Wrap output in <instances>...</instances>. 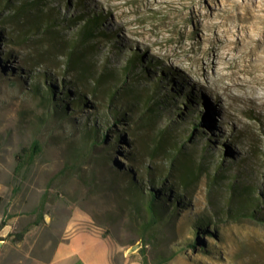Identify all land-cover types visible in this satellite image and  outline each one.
I'll return each mask as SVG.
<instances>
[{
    "label": "rangeland",
    "instance_id": "374dc122",
    "mask_svg": "<svg viewBox=\"0 0 264 264\" xmlns=\"http://www.w3.org/2000/svg\"><path fill=\"white\" fill-rule=\"evenodd\" d=\"M76 14L102 17L94 40L76 41ZM129 169L177 197L156 225ZM233 182L257 189L255 216L231 215ZM2 220L10 243L47 222L97 231L115 264H264V0H0Z\"/></svg>",
    "mask_w": 264,
    "mask_h": 264
},
{
    "label": "trees",
    "instance_id": "16d2710c",
    "mask_svg": "<svg viewBox=\"0 0 264 264\" xmlns=\"http://www.w3.org/2000/svg\"><path fill=\"white\" fill-rule=\"evenodd\" d=\"M74 19L77 21H82V24L79 26V28L77 29L76 34H75L76 35L75 36L76 41H78V42L82 41L84 43H88V42L94 40L97 37L98 33H100L99 27L102 24V17L101 16L94 14L91 18H85L84 16H82V14H76L74 16ZM44 21H46V20H44ZM42 27H43L42 30L44 33H47V34L49 33L52 35L55 34V32L53 31V27L50 24V21L47 20L46 22H44V24H42ZM50 39L52 40V46L54 48L59 47L60 49H62L64 51L63 54L66 57L67 65L69 68L72 69V71H74L77 66L83 65L82 57H79L78 54L76 53V46L77 45L70 46V44H68V42H63V43L59 42L58 43L56 40V34L53 35L52 37H50ZM68 47H70V48H68ZM74 77L76 79H79L78 75H76ZM49 89L51 92L57 93V91L55 90V87L53 85H50ZM31 91L37 97L46 98L44 101H45V103H47V96L43 92L40 83L32 85ZM130 95L134 96L135 101H136V99L139 101L141 98L139 96V94H137V95L136 94H130ZM110 97L112 98L114 96L111 95ZM79 98L82 100V102H85V97L80 96ZM117 113H118V111H117ZM115 114L116 113H114V115ZM116 121H120L119 116H117ZM31 151H32L33 155L36 154L37 152L41 151V146L37 142H35L31 148ZM173 165H174V162H172V167H173ZM183 166H184L185 173L183 175L182 181L186 182L188 180H192V178H193V175H192L193 171L192 170L193 169L189 168L190 166L187 165L186 162H185V164H183ZM132 174L133 173L131 172L130 169L122 174L125 178V184L123 186L124 187L123 189L126 193L134 195V198L136 201V202L134 201L135 202L134 204L138 205V203L145 200V203L147 206V211H148L150 217H149V221L144 223L143 225H145V226L156 225L159 222V220L161 219L163 212L166 211V210H163L164 202L166 203V201H169L170 202L169 204L171 206H175L178 204L177 197H171L170 198L169 196L165 195L166 188L161 190L160 192L155 190L156 189L155 187L160 185L159 180L158 181L152 180L151 184H152L153 189L150 192L146 191L143 187H140L139 182H138V178L134 177ZM231 186H232L234 195H237V199H238L236 209L234 212H231V215L234 217L255 216L254 209L256 207H258V205L260 204V197H258L256 194L257 189L252 185H244V184L242 185L240 182H233L231 184ZM177 190L178 191H186L185 188L182 189L179 187H176V191ZM162 210H163V212H162ZM41 218L44 219L43 215ZM4 226H5V221L2 220V222L0 223V229L3 228ZM29 232L30 231L19 234L18 237H16L15 239L12 240V243H18V242L23 241ZM142 264H145V262H143Z\"/></svg>",
    "mask_w": 264,
    "mask_h": 264
},
{
    "label": "crops",
    "instance_id": "0c3cea01",
    "mask_svg": "<svg viewBox=\"0 0 264 264\" xmlns=\"http://www.w3.org/2000/svg\"><path fill=\"white\" fill-rule=\"evenodd\" d=\"M0 264H115L109 242L90 229H73L61 237L47 222L12 244L0 240ZM126 264H142L130 260Z\"/></svg>",
    "mask_w": 264,
    "mask_h": 264
},
{
    "label": "bare ground",
    "instance_id": "6f19581e",
    "mask_svg": "<svg viewBox=\"0 0 264 264\" xmlns=\"http://www.w3.org/2000/svg\"><path fill=\"white\" fill-rule=\"evenodd\" d=\"M218 40H220V39H218ZM218 45V44H217ZM218 49H220V48H218ZM220 55L219 54H216L215 55V58H218ZM221 57V56H220ZM216 63V62H215ZM219 71V70H218ZM215 72H217V71H215ZM219 73V72H218ZM223 73V72H222ZM224 75V74H223ZM223 75H221V77H224ZM245 84H244V82H240V81H233V82H231V83H229V84H226V86L225 87H227V89L229 88H231V87H236V86H239V87H243ZM218 111V110H217Z\"/></svg>",
    "mask_w": 264,
    "mask_h": 264
},
{
    "label": "water",
    "instance_id": "95a60500",
    "mask_svg": "<svg viewBox=\"0 0 264 264\" xmlns=\"http://www.w3.org/2000/svg\"><path fill=\"white\" fill-rule=\"evenodd\" d=\"M138 247L133 248V250L137 249Z\"/></svg>",
    "mask_w": 264,
    "mask_h": 264
}]
</instances>
